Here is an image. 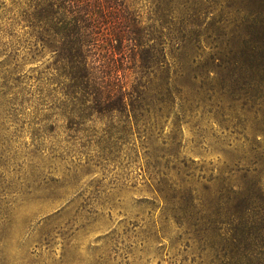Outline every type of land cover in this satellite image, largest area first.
<instances>
[{"label": "rangeland", "instance_id": "374dc122", "mask_svg": "<svg viewBox=\"0 0 264 264\" xmlns=\"http://www.w3.org/2000/svg\"><path fill=\"white\" fill-rule=\"evenodd\" d=\"M14 1L0 0V264H264V0H192L178 45L161 28L181 101L147 140L121 119H54L35 79L55 59L9 27Z\"/></svg>", "mask_w": 264, "mask_h": 264}, {"label": "trees", "instance_id": "16d2710c", "mask_svg": "<svg viewBox=\"0 0 264 264\" xmlns=\"http://www.w3.org/2000/svg\"><path fill=\"white\" fill-rule=\"evenodd\" d=\"M14 2L9 27H21L33 59L43 54L55 59L35 79L54 119H121L132 133L144 129L147 140L150 116L157 121L180 106L170 78L175 65L155 43L162 27L176 43L175 33L185 37L176 21L197 15L195 1L151 0L147 13L137 0Z\"/></svg>", "mask_w": 264, "mask_h": 264}]
</instances>
